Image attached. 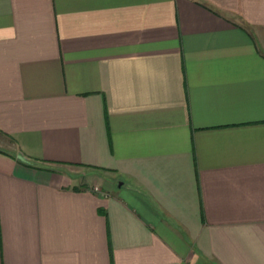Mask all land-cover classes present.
Returning a JSON list of instances; mask_svg holds the SVG:
<instances>
[{"label":"crops","instance_id":"obj_1","mask_svg":"<svg viewBox=\"0 0 264 264\" xmlns=\"http://www.w3.org/2000/svg\"><path fill=\"white\" fill-rule=\"evenodd\" d=\"M0 264H264V0H0Z\"/></svg>","mask_w":264,"mask_h":264},{"label":"trees","instance_id":"obj_2","mask_svg":"<svg viewBox=\"0 0 264 264\" xmlns=\"http://www.w3.org/2000/svg\"><path fill=\"white\" fill-rule=\"evenodd\" d=\"M22 164H25V165H29V166H34V162L31 161V160H28V159H25L23 161H21Z\"/></svg>","mask_w":264,"mask_h":264},{"label":"water","instance_id":"obj_3","mask_svg":"<svg viewBox=\"0 0 264 264\" xmlns=\"http://www.w3.org/2000/svg\"><path fill=\"white\" fill-rule=\"evenodd\" d=\"M17 158L21 161L25 160V158L22 155H18Z\"/></svg>","mask_w":264,"mask_h":264}]
</instances>
